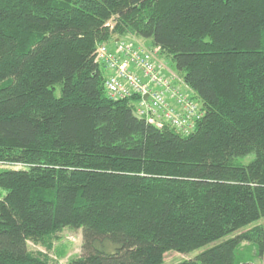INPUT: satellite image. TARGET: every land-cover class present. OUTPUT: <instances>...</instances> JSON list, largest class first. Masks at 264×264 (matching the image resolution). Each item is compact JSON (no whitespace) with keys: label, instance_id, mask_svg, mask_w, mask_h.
Segmentation results:
<instances>
[{"label":"trees","instance_id":"1","mask_svg":"<svg viewBox=\"0 0 264 264\" xmlns=\"http://www.w3.org/2000/svg\"><path fill=\"white\" fill-rule=\"evenodd\" d=\"M119 40L173 62L192 133L107 96ZM0 166V264L64 229L68 264H264V0H0Z\"/></svg>","mask_w":264,"mask_h":264},{"label":"built area","instance_id":"2","mask_svg":"<svg viewBox=\"0 0 264 264\" xmlns=\"http://www.w3.org/2000/svg\"><path fill=\"white\" fill-rule=\"evenodd\" d=\"M106 74L105 91L113 101H127L139 118L188 135L202 118L192 93L157 49L138 40H119L96 51Z\"/></svg>","mask_w":264,"mask_h":264},{"label":"rangeland","instance_id":"3","mask_svg":"<svg viewBox=\"0 0 264 264\" xmlns=\"http://www.w3.org/2000/svg\"><path fill=\"white\" fill-rule=\"evenodd\" d=\"M169 67L175 71L174 64L171 60L165 59ZM252 158V157H250ZM250 159L246 160L247 162ZM5 166H0V169H4ZM258 225H264V221H261ZM252 226L250 229L255 227ZM83 233L73 229H64L59 234L47 238L45 244H36L28 242L30 251L34 253H42L49 258L51 264H68L72 260H75L82 255ZM203 250H199L187 255H182L176 252H169L166 254L164 264H178L183 261L193 260Z\"/></svg>","mask_w":264,"mask_h":264}]
</instances>
